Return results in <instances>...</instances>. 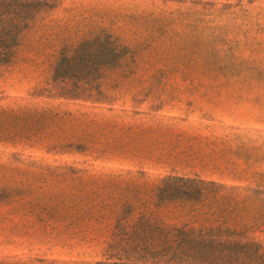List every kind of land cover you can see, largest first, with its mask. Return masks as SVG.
I'll list each match as a JSON object with an SVG mask.
<instances>
[{
    "label": "rangeland",
    "instance_id": "1",
    "mask_svg": "<svg viewBox=\"0 0 264 264\" xmlns=\"http://www.w3.org/2000/svg\"><path fill=\"white\" fill-rule=\"evenodd\" d=\"M27 2L0 61V264H264V0ZM106 36L101 95H61L63 52Z\"/></svg>",
    "mask_w": 264,
    "mask_h": 264
},
{
    "label": "trees",
    "instance_id": "2",
    "mask_svg": "<svg viewBox=\"0 0 264 264\" xmlns=\"http://www.w3.org/2000/svg\"><path fill=\"white\" fill-rule=\"evenodd\" d=\"M32 7L26 0H0V61L5 58L9 44L15 40L18 22L31 14ZM118 52V45L110 36L85 41L71 54L63 52L54 73V78L62 83L60 94L73 98L101 95L99 85L95 84L100 70L110 58L115 59Z\"/></svg>",
    "mask_w": 264,
    "mask_h": 264
}]
</instances>
